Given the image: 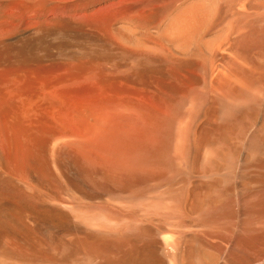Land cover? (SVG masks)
<instances>
[{"label": "bare ground", "instance_id": "6f19581e", "mask_svg": "<svg viewBox=\"0 0 264 264\" xmlns=\"http://www.w3.org/2000/svg\"><path fill=\"white\" fill-rule=\"evenodd\" d=\"M45 2L0 13V264H264V0Z\"/></svg>", "mask_w": 264, "mask_h": 264}, {"label": "rangeland", "instance_id": "374dc122", "mask_svg": "<svg viewBox=\"0 0 264 264\" xmlns=\"http://www.w3.org/2000/svg\"><path fill=\"white\" fill-rule=\"evenodd\" d=\"M34 1H37V2H34ZM45 1H47V0H2V1H0V5H1L0 8H2V11L3 10L4 11L3 12L1 11L0 13H3L5 15L0 14V18L3 16L4 18L2 17L1 20H41V19L48 20L49 15L55 14L56 9L52 10V8L54 6H50ZM43 2H45V3L42 4ZM77 4H79V3H77ZM78 6H76V8ZM45 7L46 8L48 7L47 9H49V10H47ZM39 8H41L42 10H40ZM94 9L95 10H93L92 13H97L98 11H100L99 8H98V10L96 8H94ZM77 10L78 9H75V13H77ZM37 11H38V13H37ZM42 11H43V13H42ZM46 11L48 14H46ZM80 11L81 10L79 9L78 13L76 14L77 16L80 15L79 18L76 17L77 19H83L84 18L83 16H85L84 15L85 12L81 11L82 12L81 13ZM44 12H45L46 16H44ZM39 17H41V19H39ZM46 17H47V19H46Z\"/></svg>", "mask_w": 264, "mask_h": 264}]
</instances>
